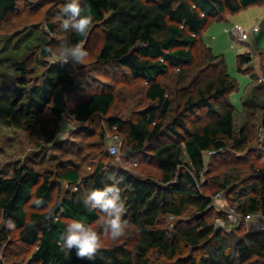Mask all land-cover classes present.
<instances>
[{
    "label": "trees",
    "instance_id": "1",
    "mask_svg": "<svg viewBox=\"0 0 264 264\" xmlns=\"http://www.w3.org/2000/svg\"><path fill=\"white\" fill-rule=\"evenodd\" d=\"M18 0H0V21L16 10ZM72 0H63L59 13L73 18L63 9ZM81 15H91L103 30L102 45L96 60L125 68L132 78L147 84L145 97L150 104L128 118L109 117L111 126L122 134L120 155L135 160L145 151L158 169V175H140L123 168L107 169L103 161L81 176L77 169L61 168L58 178L70 185L64 195H55V184L48 173H40L24 164L11 177L0 179V248L8 239L7 225L18 231L24 244H35L29 264H240L259 261L264 264V229L237 232L241 224L227 231L210 222L211 197L200 189L205 173V152L225 151L229 144L242 150L247 129H234V106L229 94L237 81L227 72L225 59L205 46L206 64L192 78L187 67L195 59L194 47L201 42V30L214 18L234 14L264 0H78ZM79 19V17L73 18ZM50 28L53 24H49ZM74 29L65 38L69 52L87 36ZM42 48L47 56V41ZM71 55V54H70ZM249 52L236 56L237 69L251 62ZM21 63V62H20ZM15 68V67H14ZM31 72L23 64L18 68ZM172 69L178 70L176 88L160 79ZM76 82L70 70L60 63L45 67L41 79L31 84L20 79L0 89V120L34 137L38 144L53 142L55 124L69 113L75 120L88 122L96 114H107L114 100L108 90L93 91L71 102ZM243 108L264 105L242 101ZM201 112V113H200ZM197 113L196 117H191ZM185 153L188 160L182 161ZM226 177L214 191L231 187ZM75 188V189H74ZM113 189L121 221L134 227L135 244L115 243L101 246L92 254L78 258V248H65L67 219L87 227L103 214L117 215V209L105 211L89 197L95 191ZM256 186L240 191L243 203L233 207L243 214L264 210V197L253 195ZM189 205L200 218L178 220L172 230L159 226L160 217H179ZM218 218L224 214L216 213ZM64 249V251H61ZM0 264H4L0 261Z\"/></svg>",
    "mask_w": 264,
    "mask_h": 264
},
{
    "label": "rangeland",
    "instance_id": "2",
    "mask_svg": "<svg viewBox=\"0 0 264 264\" xmlns=\"http://www.w3.org/2000/svg\"><path fill=\"white\" fill-rule=\"evenodd\" d=\"M63 0H18L16 10L0 21V89L7 88L20 79L31 84L41 79L45 67L53 62L64 64L74 75L75 90L70 94L71 102L77 97L89 95L93 91L108 90L114 94V100L107 114H96L88 122H80L69 113L56 124V136L53 142L42 143L20 129L8 126L0 120V179L11 177L14 169L27 164L40 173H48L55 184V195L69 192L70 185L58 178L61 168L77 169L81 176L93 170L98 161H103L107 169L123 168L140 175H158L156 164L151 161L149 151H145L135 160L122 159V134L116 126H111L109 117L128 118L135 111L150 104L145 97L147 84L142 79L132 78L123 67L103 64L96 60L102 45L103 30L99 23L92 24L87 38L81 42L82 51L88 56L85 63L65 50V38L68 31L74 29L73 18H65L59 13ZM67 22V27L65 23ZM49 24H53L50 28ZM240 25L248 31V38L237 40L233 35L234 26ZM256 28V29H255ZM249 30H252L249 32ZM47 41L48 55L44 56L42 39ZM201 42L194 47L195 59L187 67L189 79L206 64L204 52L207 47L212 54L222 56L226 61L227 72L237 81V87L229 94L234 106V129H247L248 138L244 148L238 150L230 145L225 151L209 155L203 154L205 173L200 178V189L211 197L210 211L206 218L217 224L216 213H226L230 207L238 206L245 200L240 191L249 185L257 189L253 195L264 197V126L263 111L243 108L242 101L264 105V5L255 4L223 18L212 19L200 32ZM67 53L65 58L60 54ZM249 52L251 62L237 69L236 56ZM21 62V63H20ZM21 64L31 72L18 68ZM15 67V68H14ZM178 70L172 69L160 77L170 88H176ZM201 113V112H200ZM192 114L191 117L198 115ZM117 144L119 152L111 154L108 147ZM188 160L185 153L182 161ZM232 178L231 187L219 190L220 181ZM75 189V188H74ZM112 213L103 214L85 229L91 227L100 236L101 246L126 243L135 244L136 230L127 223L125 236L116 241L107 237L110 227L107 219ZM200 214L195 206L189 205L179 217L163 215L159 226L172 230L178 220H196ZM69 227L75 222L66 220ZM123 222V221H122ZM237 232L264 229V210L251 214V218L242 221ZM8 239L0 248V261L4 264H29L36 250L35 244H24L18 239V231L9 225ZM224 229V228H223ZM174 264V261H167ZM240 264H250L242 262ZM251 264H262L252 261Z\"/></svg>",
    "mask_w": 264,
    "mask_h": 264
},
{
    "label": "clouds",
    "instance_id": "3",
    "mask_svg": "<svg viewBox=\"0 0 264 264\" xmlns=\"http://www.w3.org/2000/svg\"><path fill=\"white\" fill-rule=\"evenodd\" d=\"M63 10L66 12L70 11L73 18L79 17V19H75L72 24V27L79 35H85L90 31L93 24V18L91 15H81L82 9L78 0H72V3L68 4ZM65 27H67V22L65 23ZM82 47V45L78 44L74 49L70 50V54L80 59L81 63H85V58L88 56V53L82 51ZM66 55L67 53L62 52L60 57L65 58ZM109 193H113V189L108 188L104 192H93L89 197L90 200L95 202L92 207L99 205L105 211H108L109 209H117L116 201L119 197L115 194L109 197ZM120 211H123L122 205L117 209V215L106 221L110 227V232L107 233V237L113 241L125 236L127 221H121L119 215ZM12 226L13 225L9 224V227ZM73 246L78 248V258H84L85 256L91 258L97 248L101 247L100 236L91 227L85 229L82 224L73 223L68 229L65 248H71ZM61 251H64V249H61Z\"/></svg>",
    "mask_w": 264,
    "mask_h": 264
},
{
    "label": "built area",
    "instance_id": "4",
    "mask_svg": "<svg viewBox=\"0 0 264 264\" xmlns=\"http://www.w3.org/2000/svg\"><path fill=\"white\" fill-rule=\"evenodd\" d=\"M256 29V28H255ZM252 30H249V32ZM233 35L236 36L237 40H242L244 41L245 39L248 38V31L244 30L240 25L234 26L232 29ZM108 151L111 154H116L119 152V148L117 147L116 142L111 143L108 147ZM209 155H213L216 153V151L211 150L207 152ZM251 218V214H243L241 212H237L236 209L233 207H230L226 210V213L224 214L223 218H218L217 220V226L220 228H224L225 230L229 231L234 227H237L239 224L242 223V221L249 220ZM262 229V227L260 228Z\"/></svg>",
    "mask_w": 264,
    "mask_h": 264
}]
</instances>
